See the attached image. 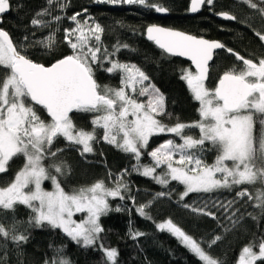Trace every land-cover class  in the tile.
<instances>
[{
    "label": "snow or ice",
    "instance_id": "snow-or-ice-1",
    "mask_svg": "<svg viewBox=\"0 0 264 264\" xmlns=\"http://www.w3.org/2000/svg\"><path fill=\"white\" fill-rule=\"evenodd\" d=\"M97 2L138 3L154 8L157 13L169 11L164 6L149 5L146 0H97ZM213 2L214 0H190L189 11L196 13L202 5H212ZM245 2L253 9L258 7L252 0ZM49 3L51 4L52 0H49ZM10 10V0H0V17ZM259 11L264 15V8H260ZM46 12L47 10H44L37 15L42 16ZM80 15L75 13L69 17L75 27L64 29V39L71 49L70 54L57 59L47 67L33 62L26 54H21L14 46L9 33L0 29V66L10 69V75L0 81V174L8 170V165L18 155L25 158V163L16 173L14 181L9 186L0 188V207L4 210H13L17 204L27 206L34 213L30 218L34 227L40 228L47 224L53 229H60L78 246L81 242L84 247L96 244L104 231L100 219L111 210L108 198L124 199L121 188L127 189V184L121 183L115 188H107L103 181H99L89 188L69 194L58 183L57 177L50 175L42 161L48 156L54 158L63 151V149L52 151L51 146L56 138L62 137L68 143L82 145L83 153H93L90 142L96 139L94 132L73 131L74 123L70 114L74 111L102 113L96 115L91 124L103 129V141L117 146L125 153H133L137 160L141 157L140 149L149 144L153 135L167 132L180 136L186 128H198L199 139L186 135L182 137L183 143L180 145H174L173 140L168 139L151 151L149 156L155 162L154 167L144 166L140 171L136 165L133 166V170L138 171L141 176L153 178L159 185L167 186L169 181L165 177L168 176L172 181L182 184L185 190L180 196L181 200L191 193H212L219 189L231 190L233 186L251 184L257 180L258 175L264 180V168L253 170L257 153L264 157V58L254 63L252 59H246L234 53L232 49H227L238 61H242L246 68L238 74L225 72L219 78L215 89L210 91L205 86L209 62L213 60V50L222 49L225 45L156 25L148 26L146 32L149 40L154 41L168 53L188 57L196 69L195 73L185 71L181 78L186 81L193 99L199 102L198 112L201 120L194 124L177 123L173 127H166L153 116V113L159 114L165 108V97L158 89H154L151 84L142 88L140 95H149L147 108L125 93V87H132L135 90V86L148 81L149 76L134 64L115 61L104 69L98 56L100 52L98 45L104 29L99 23L91 26H88L87 20L81 23L78 20ZM217 15L223 19L236 20L234 15L227 12ZM55 19L60 20L61 17L57 16ZM30 24L36 26L43 24V21L33 18ZM86 26L87 34L84 31ZM255 35L264 42V33L256 32ZM73 36L77 42L72 41ZM89 37L97 42L95 48L88 46ZM25 39L27 40V37ZM43 46L49 47L50 44ZM104 59H107V56ZM93 65L108 74L119 69L124 74L121 77L123 86L119 89H110L107 86L101 89L94 79ZM150 89L156 93L155 96L150 94ZM25 98H30L35 105L42 106L51 118L50 122H45L32 104L26 103ZM253 110L260 114L258 148L254 147ZM129 116L133 119L128 120ZM121 134L122 142L118 140ZM206 142L216 147L219 153L215 163L211 165L204 163L202 155ZM175 149L180 151L179 160L176 161L180 167L173 166ZM186 149L196 151L186 152ZM227 162H231V165ZM161 165H167V171L162 175H154ZM52 167H55L57 173L63 172L60 165ZM45 180H51L54 191H45L42 188ZM165 194L160 192L157 196L163 197ZM235 196L237 199L218 205L225 214L231 213V217L238 211L234 210L238 200L243 201L245 197L252 199L246 188L236 191ZM256 199L260 201L257 207L264 212V193ZM184 207L188 208L189 205L185 204ZM116 210L119 211V207ZM192 211L212 218L217 217V212L209 209L207 205L193 207ZM85 212L87 217L81 222L73 219L75 213ZM137 212L140 216H145V206L137 208ZM252 218L256 219L255 216ZM156 227L180 241L181 246L194 254L203 264H220L171 219L156 224ZM10 231L15 229H6L0 224V236L8 237ZM129 235L133 240H137L145 233L135 231ZM28 239L29 237L23 234L12 236L17 246L26 243ZM220 239V236L211 239L208 248L210 249ZM99 247L104 252L105 264H118L119 253L116 248H104L103 243ZM260 260H264V240L259 243L258 252L250 245L244 246L238 257V264H256ZM0 264H8L6 253L0 256ZM44 264L57 262L45 260ZM59 264L69 262L61 259Z\"/></svg>",
    "mask_w": 264,
    "mask_h": 264
},
{
    "label": "trees",
    "instance_id": "trees-1",
    "mask_svg": "<svg viewBox=\"0 0 264 264\" xmlns=\"http://www.w3.org/2000/svg\"><path fill=\"white\" fill-rule=\"evenodd\" d=\"M190 0H147L149 5L164 6L169 9L160 16L154 8L140 4H112L97 2V0H10L11 10L2 17L0 28L9 33L13 44L35 63L49 66L57 59L70 54L65 37V28L74 27V22L68 18L80 13L78 20L99 23L104 32L99 42L104 69L111 66V62L136 65L149 76L148 81L133 93V99L147 106L149 95H140L143 87L149 84L165 97V108L159 114L153 113L166 127H173L177 123L194 124L200 120L198 112L199 102L193 99L187 83L181 77L189 64L179 58L172 57L146 40L144 30L149 24H160L176 28L184 32L215 39L225 47L217 52L210 65L207 86L209 89L216 84L225 72L240 71L241 63L228 53L232 49L244 58L257 59L264 56V47L256 32L264 33V15L259 11L264 8V0L256 1L258 7L253 9L242 0H214L212 5L204 4L196 15L188 13ZM61 5L63 7H61ZM47 12L38 16V13ZM86 10V11H85ZM227 12L236 17L235 21L217 17V13ZM61 17L56 20L55 17ZM43 21V24L33 26V19ZM255 21V22H254ZM27 37V40L25 39ZM40 41L41 43H37ZM50 44L49 47L43 46ZM97 45V44H96ZM127 45L128 47H124ZM107 56V59L104 57ZM94 79L103 89H119L122 73L119 69L112 74L93 65ZM10 75V69L0 66V81ZM150 94L155 92L150 89ZM27 103L32 104L28 98ZM38 115L50 122L45 111L32 104ZM98 113L73 112L70 114L74 129L94 132L95 140L91 141L93 153H83L79 145L66 142L62 137L55 139L52 151L63 149L56 157L48 156L42 161L50 175L57 177L58 183L66 193L78 192L96 182L103 181L107 188H115L118 184H127V189L121 188L124 199L108 198L110 211L101 217L100 223L104 231L100 234L96 244L90 247L78 246L60 229H53L45 224L43 227L33 226L30 218L32 210L24 205H15L13 210L0 207V224L10 231L8 237L0 236V256L7 254L8 264H44L45 260L57 264L61 259L69 264H105V255L99 245L104 248L118 250V264H203L194 254H191L180 241L166 231L157 229L156 224L171 219L181 227L186 234L192 236L209 254L220 264H238V257L244 246L258 249L264 240V212L261 211L257 196L264 193V180L258 178L251 184L233 186L229 189H219L212 193H191L183 200L180 199L185 188L169 177L167 186L159 185L153 178L143 177L133 170L136 165L140 171L144 166L154 167L155 162L149 153L168 139L174 145L183 143V136L190 135L199 139L200 132L196 127L186 128L180 136L174 133H162L150 137L149 144L140 149L141 157L135 158L133 153H125L115 145L103 141V129L91 124V120ZM258 131L259 120L255 122ZM193 152L196 150H185ZM103 153V155H101ZM216 147L206 142L202 155L204 163H215L218 155ZM180 156L179 149L174 150V158ZM23 155L15 157L8 165V170L0 174V186L6 187L15 178L16 173L24 165ZM52 165H60L62 173H57ZM264 168V159L256 160L255 171ZM166 165L156 169V174H163ZM51 180H46L49 186ZM247 189L251 200L245 197L237 201L234 206L236 215L225 214L219 209V204H226L237 199L235 192ZM165 192L163 197L157 193ZM131 197V198H130ZM189 205L185 208L184 205ZM207 205L217 212V217L203 215L192 211ZM145 206V216H140L137 208ZM119 207V211L116 209ZM251 213V215H249ZM255 216L254 220L252 217ZM231 217V218H228ZM139 231L145 235L133 240L129 233ZM26 235V243L16 245L13 235ZM216 236L221 239L210 249L208 243ZM256 264H264V260Z\"/></svg>",
    "mask_w": 264,
    "mask_h": 264
},
{
    "label": "rangeland",
    "instance_id": "rangeland-1",
    "mask_svg": "<svg viewBox=\"0 0 264 264\" xmlns=\"http://www.w3.org/2000/svg\"><path fill=\"white\" fill-rule=\"evenodd\" d=\"M147 1V0H146ZM243 1H245V0H242V3H243ZM256 1H263V0H252V2L253 3H257ZM117 4H125V3H117ZM138 4V3H137ZM255 22V21H254ZM81 23H83V22H81ZM91 25H94L91 21H88V26H91ZM74 27H75V24H74ZM84 31H85V33L87 34V26L85 27V29H84ZM71 39H72V41L73 42H77L76 41V38H75V36H73V37H71ZM97 42L94 40V38H91V37H89L88 38V46H91V47H93V48H95L97 45ZM85 51H87V48H85ZM246 67H241L240 69L241 70H244ZM240 70V71H241ZM185 71H189V72H192V73H195V71L189 66V67H187L186 69H185ZM185 71H184V73H185ZM240 71H238V72H235V73H239ZM234 73V72H233ZM122 75H124L123 73H122ZM142 84H137L136 86H135V90H133V88L132 87H125V93H126V95H128V96H130L131 98H133V93L141 86ZM123 86V85H122ZM121 86V87H122ZM205 86H206V88L207 89H209L208 88V86H207V82H205ZM210 91H212V90H214V88L213 89H209ZM26 103H27V101H26ZM145 108H147V106H145ZM117 111H118V109H117ZM253 113H254V147H256V148H258V141H259V136H260V128H261V125H260V123H259V128H258V131L256 132L255 131V122H256V120H259V118L258 117H260V114H257V113H255L254 112V110H253ZM100 114H102V113H98V115H100ZM154 116V115H153ZM133 119V117H131V116H129L128 117V120H132ZM200 120H201V118H200ZM199 120V121H200ZM45 121V120H44ZM46 122V121H45ZM73 131H81V130H76V129H74L73 128ZM200 132V131H199ZM165 133H167V132H165ZM118 140L120 141V142H122V134L118 137ZM91 143V142H90ZM163 144V143H162ZM80 147H81V149L83 150V146L82 145H79ZM160 146V145H159ZM158 146V147H159ZM260 159H264V157H261L260 156V154L259 153H257V160H260ZM179 160V158L178 157H176V158H174V160H173V166L174 167H180L181 165H179V164H177L176 163V161H178ZM25 163V162H24ZM227 163H229V165H231V162H227ZM23 167V166H22ZM21 167V168H22ZM189 167H191V166H189ZM166 168H167V165H166ZM142 170H143V168H142ZM254 170V169H253ZM167 171V170H166ZM165 171V172H166ZM255 171V170H254ZM154 175H162V174H156V172L154 173ZM217 176H218V178H220L219 177V174H217ZM169 178H170V176H168ZM14 181V180H13ZM12 181V182H13ZM45 182H46V180L42 183V188L45 190V191H54L55 189H54V186L52 185V182L50 181V185L49 186H47V185H45ZM10 185V184H9ZM9 185H7V186H9ZM6 186V187H7ZM92 186V185H91ZM91 186H89V187H91ZM30 187H32V186H30ZM89 187H86V188H89ZM106 187V186H105ZM0 188H3L2 186H0ZM86 188H83V189H86ZM81 190V189H80ZM86 217H87V213L85 212V213H75L74 214V217H73V219L74 220H76L77 222H81L82 220H84V219H86ZM254 251H256V252H258V249L257 250H254ZM257 263V262H256Z\"/></svg>",
    "mask_w": 264,
    "mask_h": 264
},
{
    "label": "water",
    "instance_id": "water-1",
    "mask_svg": "<svg viewBox=\"0 0 264 264\" xmlns=\"http://www.w3.org/2000/svg\"><path fill=\"white\" fill-rule=\"evenodd\" d=\"M204 5H202L201 6V9L198 11V12H196V13H192V12H190L189 11V7H190V1H189V5H188V13L190 14V15H196V14H198L201 10H202V7H203ZM9 12V11H8ZM8 12H6L5 14H3V16L4 15H6ZM221 13V12H220ZM160 16H162V15H164L165 13H158ZM2 16V17H3ZM2 17H0V25H1V22H2ZM217 17L218 18H221L220 16H218L217 15ZM223 19V18H222ZM225 20H227V19H225ZM230 21H232V20H230ZM150 25H156V26H159V27H163V28H166V29H170V30H172V31H178V32H182V33H184V34H186V35H192V36H195V37H197V38H203V39H207V38H204V37H201V36H196V35H193V34H190V33H187V32H184V31H182V30H179V29H176V28H171V27H166V26H163V25H160V24H149L148 26H150ZM147 26V27H148ZM147 27L145 28V30H144V37H145V39L146 40H148V41H150V42H152L154 45H155V47H157L158 49H160V50H162L164 53H166L167 55H169V56H172V57H176V58H179V59H181V60H183V61H185V62H187L188 64H189V66L194 70V71H196V69H195V65L192 63V61L188 58V57H186V56H179V55H174V54H171V53H168V52H166L164 49H161L154 41H151V40H149L148 38H147V32H146V29H147ZM1 29V28H0ZM207 40H209V41H216V42H220V43H222L221 41H219V40H215V39H213V40H211V39H207ZM223 49V48H222ZM222 49H215V50H213V59H214V56H215V54L217 53V52H219V51H221ZM234 52V51H233ZM228 53H230V52H228ZM234 53H236V52H234ZM230 54H233V53H230ZM234 55V54H233ZM235 56V55H234ZM236 57V56H235ZM213 62V60L212 61H210L209 62V67H208V74H207V77H206V80H207V78H208V75H209V70H210V65H211V63ZM54 63V62H53ZM255 63V62H254ZM50 66V65H49ZM47 67V66H46ZM223 75V74H222ZM221 75V76H222ZM205 80V81H206ZM218 83V82H217ZM216 86H217V84H216ZM215 89V88H214ZM29 99V101H30V98H28ZM31 102V101H30ZM33 105H35L34 104V102H31ZM35 106H38V107H40V108H42L43 109V107L42 106H39V105H35ZM44 111H45V114H46V116L48 117V118H50L49 116H48V114H47V112H46V110L45 109H43ZM51 119V118H50Z\"/></svg>",
    "mask_w": 264,
    "mask_h": 264
},
{
    "label": "flooded vegetation",
    "instance_id": "flooded-vegetation-1",
    "mask_svg": "<svg viewBox=\"0 0 264 264\" xmlns=\"http://www.w3.org/2000/svg\"><path fill=\"white\" fill-rule=\"evenodd\" d=\"M262 42V41H261ZM262 44H263V47H264V42H262ZM234 56V55H233ZM235 57V56H234ZM236 58V57H235ZM261 58H264V56L263 57H260V58H257V59H254L253 60V62H255V63H258V61H259V59H261ZM246 59H249V58H246ZM241 64V67H246L245 65H243V62L242 61H239ZM235 72H238V71H235ZM234 72V73H235ZM208 79V78H207ZM205 82H207V80L205 81Z\"/></svg>",
    "mask_w": 264,
    "mask_h": 264
}]
</instances>
